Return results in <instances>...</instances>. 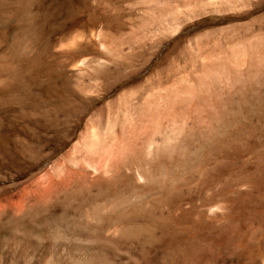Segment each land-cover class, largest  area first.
Listing matches in <instances>:
<instances>
[{
	"label": "bare ground",
	"instance_id": "1",
	"mask_svg": "<svg viewBox=\"0 0 264 264\" xmlns=\"http://www.w3.org/2000/svg\"><path fill=\"white\" fill-rule=\"evenodd\" d=\"M224 1L212 2L217 12L253 0ZM30 2L0 0V23L20 27L11 50L0 30V109L51 124L54 135L36 145L16 134L12 145L24 156L0 160V264H149L140 255L157 246L151 238L164 227V209L205 219L230 208V192L215 190L223 177L217 169L235 132L245 127L251 137L254 99L256 121L264 120V77L249 65L254 51L141 47L138 39L137 65L104 50L51 79L43 74L44 47L28 33ZM191 196L197 204L184 208Z\"/></svg>",
	"mask_w": 264,
	"mask_h": 264
},
{
	"label": "rangeland",
	"instance_id": "2",
	"mask_svg": "<svg viewBox=\"0 0 264 264\" xmlns=\"http://www.w3.org/2000/svg\"><path fill=\"white\" fill-rule=\"evenodd\" d=\"M16 1L11 0L12 3ZM181 1L31 0L29 14L34 18L28 33L32 42L38 35L41 46L44 47L43 74L46 73L47 78L50 74L51 79H55L53 77L64 79L66 72L70 74L77 70L84 60L99 51L103 53L104 50L103 54L107 56L137 65L140 45L141 47L238 46L241 49L248 47L247 51H250V54L254 51L251 54L253 56L249 57L247 53L246 57L244 54L241 57L245 60L252 57L251 61L246 62H252L253 65L249 62L248 64L252 66L253 72L262 71L256 75L264 77V65H262L264 61L259 59L260 54H258L263 52L262 49L264 50V0L237 3L239 6L232 9L233 12L231 9L224 12H217L214 9L216 5L213 4L214 2H225L224 0ZM155 8H163L162 13L157 11L150 14ZM163 13L167 17H163ZM16 26L15 20L0 23V30L7 32L6 42L11 46L6 47L7 50H11L16 43V37L20 32V27ZM146 26L150 27V33H143ZM138 39L144 40L139 46L136 43ZM100 42L103 43L102 46ZM127 42L131 43V47L127 46ZM258 69L259 71H254ZM55 70H60V74L57 72L55 74ZM26 74L25 70L22 76ZM84 80L88 81L89 76L86 75ZM55 93L62 95L61 91ZM248 106L252 117L251 137H246L245 127L235 132L236 139L233 141V148L229 151L233 154L229 152L225 154L223 163L217 169V171L222 170L223 177L215 190L230 192L228 195L230 208L220 211L221 214L219 212L217 218L205 219L197 217L195 210L190 211L192 209H182L183 214L178 210L171 215H168L167 210L164 209L162 218L158 220L159 227L160 224L164 227L155 229L151 238L157 246L147 249V252L140 255L147 259L149 264H264V120L260 123L256 121V113L261 109L256 99ZM9 109H0V160L24 156L25 153L17 145H12L11 138L16 134L22 135V138L27 137L36 145H42L47 138L54 135V127L51 124L41 121L35 124L27 123L15 118L12 113L10 114ZM236 183L239 184V188L235 187ZM186 199L188 202L187 200L186 204L184 202V208L190 207V202L193 200V202L196 200L195 204L198 202L193 196Z\"/></svg>",
	"mask_w": 264,
	"mask_h": 264
}]
</instances>
